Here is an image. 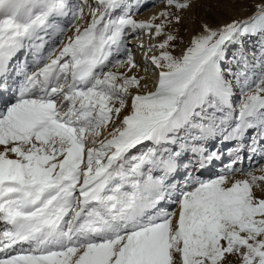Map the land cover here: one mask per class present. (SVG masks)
I'll return each instance as SVG.
<instances>
[{"label":"snow or ice","instance_id":"1","mask_svg":"<svg viewBox=\"0 0 264 264\" xmlns=\"http://www.w3.org/2000/svg\"><path fill=\"white\" fill-rule=\"evenodd\" d=\"M148 2L0 0V264H264V0Z\"/></svg>","mask_w":264,"mask_h":264},{"label":"rangeland","instance_id":"2","mask_svg":"<svg viewBox=\"0 0 264 264\" xmlns=\"http://www.w3.org/2000/svg\"><path fill=\"white\" fill-rule=\"evenodd\" d=\"M162 7H163L162 0H149L148 4L140 10V13L138 14V18L144 19V17H149L152 13L159 11V9ZM133 42H135V40L132 41V43ZM133 45H135V44H133ZM225 162H227V161H225ZM247 164H248V161L245 160L244 165L247 166ZM218 167L220 169L221 165L218 163L215 164L211 169H209L210 170L209 173L218 172L219 171L217 169ZM209 173H207V174L205 173L206 174L205 177H207Z\"/></svg>","mask_w":264,"mask_h":264},{"label":"bare ground","instance_id":"3","mask_svg":"<svg viewBox=\"0 0 264 264\" xmlns=\"http://www.w3.org/2000/svg\"><path fill=\"white\" fill-rule=\"evenodd\" d=\"M146 18H147V17H144V19H146ZM133 41H134V40H133ZM134 43H136V41L133 42V44H134ZM217 169L219 170V167H218ZM209 172H210V170H209ZM209 172H208V173H209ZM206 174H207V173H206ZM206 174H204V175H206Z\"/></svg>","mask_w":264,"mask_h":264}]
</instances>
